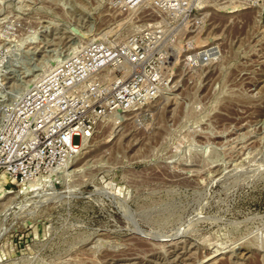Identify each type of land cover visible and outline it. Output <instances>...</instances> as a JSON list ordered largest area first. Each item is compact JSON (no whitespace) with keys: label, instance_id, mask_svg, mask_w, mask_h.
Instances as JSON below:
<instances>
[{"label":"rangeland","instance_id":"obj_1","mask_svg":"<svg viewBox=\"0 0 264 264\" xmlns=\"http://www.w3.org/2000/svg\"><path fill=\"white\" fill-rule=\"evenodd\" d=\"M116 3L0 0V111L73 52L124 42ZM236 3L246 9L222 12ZM202 5L200 34L160 45L155 100L103 119L38 192L4 185L0 264H264V0ZM201 46L210 62L187 68Z\"/></svg>","mask_w":264,"mask_h":264},{"label":"built area","instance_id":"obj_2","mask_svg":"<svg viewBox=\"0 0 264 264\" xmlns=\"http://www.w3.org/2000/svg\"><path fill=\"white\" fill-rule=\"evenodd\" d=\"M116 1L117 10L128 16L124 25L131 28L124 42H92L73 52L33 82L16 104L0 111V178H7L5 186L66 170L103 119L155 100L162 88L165 54L160 45L167 32L197 36L206 27L204 0ZM213 55L214 47L206 46L189 54L184 65L197 69ZM110 67L117 74L105 84L101 76Z\"/></svg>","mask_w":264,"mask_h":264},{"label":"bare ground","instance_id":"obj_3","mask_svg":"<svg viewBox=\"0 0 264 264\" xmlns=\"http://www.w3.org/2000/svg\"><path fill=\"white\" fill-rule=\"evenodd\" d=\"M227 8V9H226ZM225 11H222V12H224L225 14H236V13H238V12H241V11H243L244 9H246L245 7H243V5L242 4H234V5H228L227 7H225ZM126 19V18H125ZM127 21H128V17H127ZM124 23V22H123ZM115 24V23H114ZM121 24H117V25H113V28H111V30H113V29H116L117 27H119ZM109 27V26H108ZM118 30V29H117ZM104 31V30H103ZM107 31V29L104 31V33ZM109 32H110V30H109ZM108 32V33H109ZM113 32V31H112ZM106 34V33H105ZM104 34V35H105ZM111 34V33H110ZM106 36V35H105ZM100 37V36H99ZM94 39H96V38H94ZM93 40V39H92ZM77 43V42H76ZM75 44V43H74ZM81 44H82V42H81ZM76 46V45H75ZM74 46V47H75ZM202 47H204V46H201V48ZM76 48V47H75ZM74 49V48H73ZM70 52H73L72 51V49H71V51ZM71 54V53H70ZM66 57V56H65ZM59 61V60H58ZM59 63V62H58ZM55 66L54 65H52V67L49 69V70H47L46 72L48 73V71H50V70H52L53 68H54ZM29 81H31V80H29ZM32 82V81H31ZM31 82H27L28 84H31ZM27 84V85H28ZM29 86V85H28ZM25 89H27V88H25ZM23 92V91H22ZM74 165H69L68 167H67V171L66 172H68V169L70 170L72 167H73ZM65 171V170H64ZM63 170L61 171L62 173L64 172ZM61 172H58V171H55L54 173H52L49 177H47V179H49L50 177L51 178H53V177H59L60 176V173ZM57 177V178H58ZM51 178H50V180H51ZM7 178L5 177V176H2L1 178H0V200H3V199H5L6 197H7V195H9V194H13V192H10V191H7V192H5V187H4V185L7 183ZM40 185H41V182H40V180L38 179V180H36V181H30V182H26V183H23V184H20V189L16 192V194H15V196H18V195H20V194H22V193H28V192H35V191H39V189H40ZM37 191V192H38ZM36 193V192H35ZM244 254V253H243ZM220 255V254H219ZM240 256V255H239ZM248 256V255H247ZM212 257V256H211ZM241 257V256H240ZM215 258V257H214ZM209 259V258H208ZM211 259V258H210ZM216 260V259H215ZM209 262V261H208ZM212 262V261H211ZM4 263V261H1V264H3ZM6 264V263H5Z\"/></svg>","mask_w":264,"mask_h":264}]
</instances>
